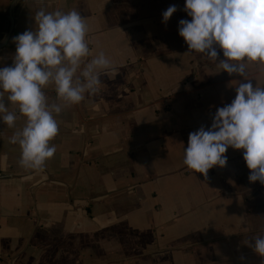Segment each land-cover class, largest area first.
I'll return each mask as SVG.
<instances>
[{"label": "crops", "instance_id": "1", "mask_svg": "<svg viewBox=\"0 0 264 264\" xmlns=\"http://www.w3.org/2000/svg\"><path fill=\"white\" fill-rule=\"evenodd\" d=\"M184 6L0 0V67L11 65L13 38L43 8L77 10L93 54L103 51L115 69L55 117L57 150L42 173L22 168L9 142L24 118L9 128L0 117V264H264L249 247L264 237V186L249 182L243 150L229 148L226 166L207 177L183 165L189 134L211 127L239 83L264 87V70L230 76L202 54L184 55ZM45 92L54 102L51 87Z\"/></svg>", "mask_w": 264, "mask_h": 264}, {"label": "clouds", "instance_id": "2", "mask_svg": "<svg viewBox=\"0 0 264 264\" xmlns=\"http://www.w3.org/2000/svg\"><path fill=\"white\" fill-rule=\"evenodd\" d=\"M176 10L169 6L162 23ZM184 11L191 18L179 21L178 34L188 49L184 55L202 54L230 76L244 77L249 65L264 70V0H185ZM32 20L30 30L13 38L11 65L0 67V117L9 128L24 118L9 142L18 145L22 168L42 173L57 150L50 143L59 131L55 117L93 96L102 75L115 69L103 51L93 54L87 19L77 10L41 8ZM50 87L56 94L52 103L45 92ZM235 91L234 100L216 110L208 130L189 134L183 165L207 177L214 166H226L229 148L243 150L249 182L264 186V87L245 80ZM249 247L264 258V237H254Z\"/></svg>", "mask_w": 264, "mask_h": 264}]
</instances>
